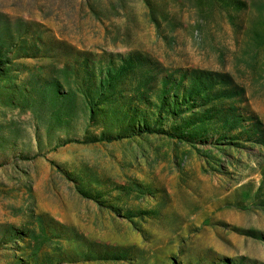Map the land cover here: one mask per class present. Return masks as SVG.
I'll return each mask as SVG.
<instances>
[{"label":"rangeland","instance_id":"1","mask_svg":"<svg viewBox=\"0 0 264 264\" xmlns=\"http://www.w3.org/2000/svg\"><path fill=\"white\" fill-rule=\"evenodd\" d=\"M0 264H264V0H0Z\"/></svg>","mask_w":264,"mask_h":264},{"label":"trees","instance_id":"2","mask_svg":"<svg viewBox=\"0 0 264 264\" xmlns=\"http://www.w3.org/2000/svg\"><path fill=\"white\" fill-rule=\"evenodd\" d=\"M145 132H148V131H145Z\"/></svg>","mask_w":264,"mask_h":264}]
</instances>
